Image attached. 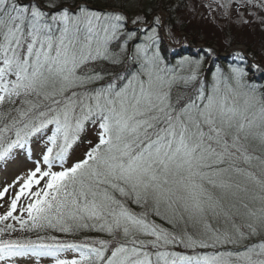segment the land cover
<instances>
[{
  "label": "snow or ice",
  "instance_id": "snow-or-ice-1",
  "mask_svg": "<svg viewBox=\"0 0 264 264\" xmlns=\"http://www.w3.org/2000/svg\"><path fill=\"white\" fill-rule=\"evenodd\" d=\"M125 20L57 0H0V160L50 132L0 224L111 237L35 246L79 253L57 264H264V240L244 244L264 236V91L243 66L218 67L210 84L200 60L169 66L155 28L129 47L137 32ZM86 123L98 125V142L65 168ZM32 244L0 241V259ZM177 245L242 250L181 255Z\"/></svg>",
  "mask_w": 264,
  "mask_h": 264
},
{
  "label": "rangeland",
  "instance_id": "rangeland-1",
  "mask_svg": "<svg viewBox=\"0 0 264 264\" xmlns=\"http://www.w3.org/2000/svg\"><path fill=\"white\" fill-rule=\"evenodd\" d=\"M184 2V0H182ZM187 9L182 13V18L187 20L190 23H195L197 27H202L203 29H208L210 31L215 32L218 34L217 39L219 42L214 46L215 50L219 52L218 56L227 59L229 56H232L234 61H240V54L236 51L232 50H222L219 49L218 46L226 47L224 34L222 32L229 27L232 29H236L238 33L245 34L248 40L250 38L259 44L257 40V36L261 33H264V0H186ZM248 12L251 11V15L253 16L252 22L251 19L245 16V9H248ZM105 9V8H104ZM110 9V8H109ZM123 10V9H122ZM93 11V10H92ZM98 12V11H96ZM160 16H153L151 20V24H147L144 20L143 16H140L135 11H131L128 14V21L125 20L127 23L125 24L126 30L128 31H136L137 32V39L142 37V35L146 32H150L152 28L156 29V37L157 40L160 39V31L162 32L165 40L170 44L173 42L176 44V47L184 44V40L178 33H172L170 38L165 35L163 30L164 22L167 18V13L159 10ZM101 14L112 13V14H120L125 16L121 12L116 11H102L99 12ZM139 18V21H137ZM133 21H137V23H133ZM254 23V24H252ZM134 26V28H133ZM143 26V28H142ZM256 26V27H255ZM259 27L261 29H259ZM139 28V29H138ZM243 31V32H242ZM222 35V36H221ZM189 39V38H187ZM240 52L246 53V48L243 45H239L237 48ZM165 63L167 61L163 58ZM184 58H179L173 61L172 64H168L169 66L178 67L179 61ZM261 60V57L259 58ZM263 61H254L258 62L259 65L262 67V72L260 74H264V58L262 57ZM244 61V60H243ZM203 64H206L205 61L201 62V67ZM244 67V66H243ZM246 70L248 71V75L256 78L260 75L254 65L249 64L245 66ZM229 69V68H228ZM228 69H224L227 71ZM201 70V68H200ZM216 71V70H215ZM213 71L209 76H207L204 82L206 84H210L212 81V74L215 72ZM186 74V73H182ZM262 81V86L260 88L264 89V80ZM258 89L259 87L255 85ZM99 127L98 125H93L91 123H86L84 125L83 130L78 136V139L73 143L72 147L69 149L68 157L65 161L64 167L68 168L71 167L75 162L84 158V154L87 151L86 146L87 142L92 143L94 140L98 139ZM47 135H50V132L47 134H37L33 136L28 143L24 145L23 148H15L6 156L3 160H0V190H3L5 187L9 185H13L8 190V193L0 199V215H4L8 208L11 199L14 197L15 193L19 190L20 185L23 184L24 180L27 179V175L29 171L35 168V162L41 160L42 155L46 151L47 145ZM43 167V165H42ZM59 162H57L54 167L53 171H60ZM43 181H41V185ZM36 187L33 186L32 191L36 190ZM29 203L27 198L22 197L21 200L18 202L17 211L14 213L16 216H21L20 209L22 207H26ZM140 212V211H139ZM23 218L27 219V213L24 212ZM158 223H161L157 221ZM15 221L11 218L4 222V224H0V226L5 228L7 224H14ZM165 226V225H164ZM52 231L59 232L52 228H46ZM191 229V228H190ZM82 233L88 235L90 233L98 235V238L110 240L111 237L106 233H101L98 231H89V230H81ZM61 235L70 236L73 235V232L69 233H62L59 232ZM79 244H90L87 238L77 240ZM50 243L56 244H63L66 243L61 238H55V240L51 239ZM68 245V244H67ZM36 246V245H35ZM30 245L28 248L24 249L23 255H12L8 256L5 255L2 259H0V264H57V260H71L79 258V253L74 251L71 248L64 247L59 250L56 248H39ZM184 248V247H183ZM225 247H221L219 251H227L224 249ZM237 248V247H235ZM171 251H175L181 255H194V254H210L215 251V249L207 248L201 249L196 248L194 251L192 249H180L177 246H173L170 248ZM242 250V248H237L235 251ZM52 252L54 254H42Z\"/></svg>",
  "mask_w": 264,
  "mask_h": 264
},
{
  "label": "trees",
  "instance_id": "trees-1",
  "mask_svg": "<svg viewBox=\"0 0 264 264\" xmlns=\"http://www.w3.org/2000/svg\"><path fill=\"white\" fill-rule=\"evenodd\" d=\"M82 1L89 4V6L87 7L88 9L98 12H102L104 8L121 10L123 9V11L129 14L131 13V11H135L140 16L144 17V20L147 24H151V16L156 11L161 10L167 13V18L163 25L165 35L170 38V35L172 33H178L182 37V40H184V44L176 47V44L174 42L173 44H170L169 42L162 41L160 38L157 40L160 55L166 59L167 64H172L173 61L181 57H188L190 60L193 61H205L206 64L204 65V68L202 64L200 70V74L203 80H206L207 76H209L218 67L224 70L230 68L231 66L245 67L249 64L259 65L258 62L254 61L260 62L263 61L262 57L264 58V33H261L262 31L258 30L260 34L257 36V40L259 42V44H257L251 38L250 40H248L245 34L241 35V33H238L236 29L231 30L232 27H229V29H226L222 32V35L224 34L225 41H227V43L225 44L226 47L218 46V48L227 51L228 48L230 49L234 46L237 47L239 45H243L246 48V53L240 52L237 48H234L233 50L240 54V59L242 57V59L240 61L238 60L237 62L234 61L232 56H229V58L227 59L219 57V52L216 51L214 47L219 42V40L217 39L218 34H215V32L210 31L208 29L197 27L195 23H190L182 18V13L187 9L186 0H184V2L182 0H57L58 3H64L69 5L70 7H74L78 2ZM21 2H26V0H21ZM33 2L39 3L41 7H44L47 3V0H33ZM248 10L249 8L245 9L244 13L245 16L248 17V19H251L250 22H252L253 16L251 15V11L248 12ZM47 11L54 12L55 9L49 8L47 9ZM126 23L127 22L125 21V24ZM259 29L261 28L259 27ZM137 42H140L139 38L135 41L130 42L129 47L131 46V44ZM260 57L261 60H259ZM100 68L107 71L121 70L118 66H114L106 61L100 62ZM256 71L260 74L262 72V67L260 66L259 68H256ZM246 79L254 86H262V81H260V75H258L256 78L247 75ZM177 87L182 88L183 85H178ZM259 90L264 91V89L260 87ZM96 142H98V139L94 140L92 143L87 142L86 149L88 150ZM131 207L136 212L141 211V209L136 207L135 205H131ZM153 219H155V217H153ZM159 222L163 223L162 221ZM217 224L218 222H213V227H216ZM12 225L16 230L11 232L5 231L2 235H0V241H19L25 244L28 241H32V245L35 246L41 244L56 245V243H50L51 237L61 238L66 243L65 245H80L77 240L85 238H87L90 244L93 240H101V238L97 237L98 235L93 233L86 235L81 231H78L73 232V235L63 236L59 234V232L52 231L46 228L34 229L31 231H21L20 225L17 221H15V223ZM219 226L223 227L222 222L219 223ZM165 227L169 226L165 225ZM0 228L4 227L0 226ZM189 231H193V229H189ZM261 240H264V236L245 241L244 244L258 243ZM59 245L63 244L60 243ZM96 246L99 247V245ZM177 247L180 249H184L183 246L177 245ZM237 248L230 245L226 246L224 249L235 251L237 250ZM240 248H242V246ZM219 250H221V247H217L215 249V251Z\"/></svg>",
  "mask_w": 264,
  "mask_h": 264
},
{
  "label": "water",
  "instance_id": "water-1",
  "mask_svg": "<svg viewBox=\"0 0 264 264\" xmlns=\"http://www.w3.org/2000/svg\"><path fill=\"white\" fill-rule=\"evenodd\" d=\"M83 5H88V4H86V3H82ZM78 5V4H77ZM156 14H159V13H156Z\"/></svg>",
  "mask_w": 264,
  "mask_h": 264
}]
</instances>
